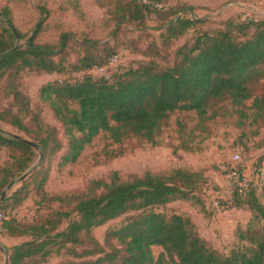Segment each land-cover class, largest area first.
Wrapping results in <instances>:
<instances>
[{"label": "trees", "instance_id": "obj_1", "mask_svg": "<svg viewBox=\"0 0 264 264\" xmlns=\"http://www.w3.org/2000/svg\"><path fill=\"white\" fill-rule=\"evenodd\" d=\"M153 1L164 6L116 1L110 18L118 27L129 22L145 29L153 12L161 11L167 21L160 26L161 44L153 40L140 47L137 52L143 59L109 78L94 77L90 71L106 65L118 49L83 39V55L70 62L64 55L66 34L58 46L38 43V27L25 43H19L23 33L14 23L12 9L9 5L1 9L0 80L11 102L0 109V123L17 132L0 127V149L8 153L0 166V197L35 162L39 148L43 150L40 164L0 200V212L6 214L31 196L38 197L32 220L9 216L0 223L7 236L24 238L9 249V264H43L52 255L61 257L59 264H264V204L257 193L259 185L264 190V181L232 194L233 206L250 211L253 219L263 223L259 228L238 225V239L249 243L227 253L201 234L192 215L169 206L177 200L189 201L203 216H211L213 210L203 193L207 168L127 174L113 169L84 188L47 190L54 161L58 167L75 162L99 135L106 138L105 152L113 159L125 154V144L134 150L158 145L177 112H195L199 120L189 129L185 120L177 118L179 143L173 145L174 152L194 151L200 133L210 132L209 124L229 112L238 114L240 125L251 114L254 122L264 125V93L256 94L264 77V17H229L216 31L200 30L194 43L182 44L174 61L164 64L160 58L168 47L162 46H170L203 19L187 14L188 5L181 9L168 0ZM76 2L73 8L81 14ZM28 70L65 74L39 90L40 100L60 127L44 122L24 91L22 81ZM250 99L252 106L247 107ZM114 144L118 146L108 147ZM126 214V223L107 230L104 243L96 238L97 227ZM154 246L162 249L158 255Z\"/></svg>", "mask_w": 264, "mask_h": 264}, {"label": "rangeland", "instance_id": "obj_2", "mask_svg": "<svg viewBox=\"0 0 264 264\" xmlns=\"http://www.w3.org/2000/svg\"><path fill=\"white\" fill-rule=\"evenodd\" d=\"M116 1L78 0L81 11L79 14L73 8L77 4L76 0H0V12L5 5H9L12 9L14 23L23 33V38L19 40V43H25L35 30L41 27L36 38L38 43H51L58 46L63 35L66 34L68 46L64 55L70 62L76 61L79 56L83 55L81 41L93 39L100 45L109 44L111 49H118L121 62L124 66L130 67L143 59L137 49L147 46L153 40L159 44L162 43L160 34L163 29L161 30L160 26L163 27L167 20L163 18L165 12L161 11V14L153 12L145 29L129 22H124L122 26L118 27L117 21L110 18ZM168 2L174 8L178 5V8L182 9L183 5H188L187 14L203 19V21L196 23L183 35L174 39L170 46H162L168 47L163 49V58H160L161 63L164 64L174 61L175 52L182 44L185 42L194 43L200 30L216 31L229 17L240 15L243 17L251 15L264 17V0H168ZM64 75L28 70L24 73L22 81L24 91L31 97L33 105L40 109L42 120L58 127H60V123L50 108L40 100L39 90L43 84L63 78ZM258 87L256 94L264 93V77L260 80ZM10 102L11 98L7 97L4 92V82L0 80V109L7 107ZM252 103L253 99L248 100L247 107H251ZM247 111L251 113L252 108ZM178 117L187 122L189 129L197 125L199 120L195 112H177L172 117V127L162 135L158 145L145 144L142 148L134 150L131 145L125 144V154L113 159H110L105 152L106 138L99 135L90 145L86 146L75 162L58 167L57 161H54L47 190L50 193H60L84 188L91 179L106 177L113 169L127 174L141 173L145 170L162 172L170 171L176 167H184L194 170L207 168L206 183L211 182L217 191H221L226 196L227 193L230 194L234 181L228 174V168L233 165V155L236 151H241L242 155V162L237 167L242 168L251 179V183L257 182V169L264 161V125L261 126L257 124L259 122H254L252 114L242 125L238 122V114L234 115L229 112L218 117L209 124L210 132H201V136L197 140L195 139L193 144L195 150L192 152L173 151V145L179 143L175 130L177 126L175 122ZM0 127L7 132H17L16 129L5 123H0ZM63 139L65 140V138ZM117 146L114 144L108 147L116 148ZM42 158L43 150L39 148V156L34 163H37L38 166ZM7 159V151L0 149V166ZM21 176L14 180L12 188L22 182H16ZM261 186L259 185L257 193L260 201L264 204V190ZM203 193L208 197L204 189ZM37 198L31 196L21 207L6 213L7 216H14L26 221L32 220L37 214ZM169 206L174 207L179 213L192 215L201 234L214 247L225 253L234 246L249 243L238 239L236 231L238 225L241 227L251 225V227L259 228L263 223V220L253 219L250 211L239 210L238 212V209L234 207L224 206V209L220 211L212 209L213 214L205 217L199 212L198 207L192 206L189 201L177 200L170 203ZM128 215H123L97 227L94 230L96 238L104 243L107 230L126 223ZM23 240L24 238H13L4 234L0 224V264H5L7 259V264H9V249ZM161 250L159 246L153 247V251L157 255ZM60 260L61 257L52 255L43 264H59Z\"/></svg>", "mask_w": 264, "mask_h": 264}, {"label": "built area", "instance_id": "obj_3", "mask_svg": "<svg viewBox=\"0 0 264 264\" xmlns=\"http://www.w3.org/2000/svg\"><path fill=\"white\" fill-rule=\"evenodd\" d=\"M139 1L144 4L153 5L157 8H162L164 4L155 2L153 0H135ZM246 17V16H245ZM243 17V18H245ZM126 66L123 65V63L120 60L119 54H115L112 57H110L108 63L106 65L96 67L92 69L90 72L94 77H105L109 78L114 73L120 72L125 69ZM242 162V155L241 151H236L233 155V165H231L228 168V174L230 177L233 178V184L230 190V194L227 193L226 196L221 191H217L215 188V185L211 182L206 183L204 187V191L207 192V204L208 207L220 211L221 209H224V206L228 207H234L232 204V194L235 192V190H238L239 192H243L248 189L251 179L248 178L247 174L243 171L240 172V169L237 167ZM258 179L257 181L263 182L264 181V161L261 162V164L258 167ZM237 209V208H236ZM9 218L7 214L0 212V223H2L5 219Z\"/></svg>", "mask_w": 264, "mask_h": 264}, {"label": "water", "instance_id": "obj_4", "mask_svg": "<svg viewBox=\"0 0 264 264\" xmlns=\"http://www.w3.org/2000/svg\"><path fill=\"white\" fill-rule=\"evenodd\" d=\"M26 141H28V140H26ZM29 143H31L30 141H28ZM41 157H42V153L40 154V159H41ZM39 159V160H40ZM37 166V163H34L19 179H17L16 180V182H21V181H23V179H25L27 176H28V174L31 172V170L32 169H34L35 167ZM13 185L14 184H12V185H9L8 187H7V189H6V191H5V193H4V195L5 194H7V192L13 187ZM4 195H2L1 197H0V200L3 198V196ZM7 262H8V259H7V261H6V263L5 264H7Z\"/></svg>", "mask_w": 264, "mask_h": 264}, {"label": "crops", "instance_id": "obj_5", "mask_svg": "<svg viewBox=\"0 0 264 264\" xmlns=\"http://www.w3.org/2000/svg\"><path fill=\"white\" fill-rule=\"evenodd\" d=\"M240 209H238V212H239Z\"/></svg>", "mask_w": 264, "mask_h": 264}]
</instances>
